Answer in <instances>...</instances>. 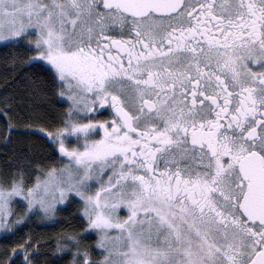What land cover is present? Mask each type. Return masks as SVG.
Instances as JSON below:
<instances>
[{
    "label": "snow or ice",
    "instance_id": "6c2138e0",
    "mask_svg": "<svg viewBox=\"0 0 264 264\" xmlns=\"http://www.w3.org/2000/svg\"><path fill=\"white\" fill-rule=\"evenodd\" d=\"M0 42L53 161L0 180L3 238L78 204L44 264H264V0H0Z\"/></svg>",
    "mask_w": 264,
    "mask_h": 264
},
{
    "label": "trees",
    "instance_id": "16d2710c",
    "mask_svg": "<svg viewBox=\"0 0 264 264\" xmlns=\"http://www.w3.org/2000/svg\"><path fill=\"white\" fill-rule=\"evenodd\" d=\"M23 55H25L23 47L8 46V44L0 46V109L3 108L5 99H15L21 117L20 120L13 119L16 128L9 134L6 119L0 116V180L14 173L18 164L30 163L31 161L53 163L48 159L50 152L44 141L38 136L24 134L26 127L24 121L28 119V116L31 115L35 118L43 113L39 110L32 111V105L26 99L22 101V93L13 87L15 73L11 70L14 67L12 58ZM43 103L47 105V111L50 115H54L60 109V105L55 102V98L50 94ZM28 122L32 124L33 128L43 126L39 120ZM25 157L29 159L26 160ZM16 206L20 208L19 205ZM53 223H55L54 227H48L36 220L28 227H24L17 236H12L10 239L3 238L4 235L0 236V264H10L11 260L15 258L11 252L14 248L17 251L20 250L18 244L21 241H31L34 243V247L40 248L41 252H47L48 256L40 257L41 264H44L45 260L51 259L56 242L65 235L78 237L85 235L84 229L81 227L78 204H72L70 207H66V210L58 211L55 221L48 224ZM94 241L95 235L91 234L90 238L84 240L83 243L88 246L93 259H100L98 252L93 250Z\"/></svg>",
    "mask_w": 264,
    "mask_h": 264
},
{
    "label": "rangeland",
    "instance_id": "374dc122",
    "mask_svg": "<svg viewBox=\"0 0 264 264\" xmlns=\"http://www.w3.org/2000/svg\"><path fill=\"white\" fill-rule=\"evenodd\" d=\"M6 44H8V42H0V46H2V45H6ZM19 199V198H18ZM16 205H19V207L20 208H18ZM13 208L14 209H16L17 210V212H18V214H21L22 215V206L20 205V204H17V203H15V202H13ZM123 214V213H122ZM56 218V217H55ZM37 221H39V222H41V223H44V224H48V223H52V222H54V221H47V222H45V221H42V220H37ZM2 235H5V234H3V233H0V236H2ZM93 235H95V243H96V239H97V237H96V234H94L93 233ZM94 243V244H95ZM96 251L97 252H99L100 250H98V249H96ZM102 258V257H101Z\"/></svg>",
    "mask_w": 264,
    "mask_h": 264
},
{
    "label": "flooded vegetation",
    "instance_id": "af4514ba",
    "mask_svg": "<svg viewBox=\"0 0 264 264\" xmlns=\"http://www.w3.org/2000/svg\"><path fill=\"white\" fill-rule=\"evenodd\" d=\"M98 118L101 119V120H105V119H110V116H108V115H103V116H99ZM122 213H123V212H122Z\"/></svg>",
    "mask_w": 264,
    "mask_h": 264
}]
</instances>
